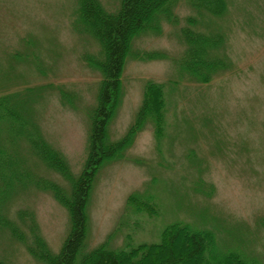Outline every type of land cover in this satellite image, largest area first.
Segmentation results:
<instances>
[{
    "label": "rangeland",
    "instance_id": "obj_1",
    "mask_svg": "<svg viewBox=\"0 0 264 264\" xmlns=\"http://www.w3.org/2000/svg\"><path fill=\"white\" fill-rule=\"evenodd\" d=\"M79 1L0 0V94L28 98L44 137L73 174L86 157L101 80L88 61L100 56V45L82 26ZM99 1L107 11L119 6V0ZM189 2L177 0V24L164 20L160 32L132 41L108 139L120 140L134 123L148 80L168 91L167 121L157 139L147 119L122 157L105 160L97 171L83 250L158 242L166 226L179 222L211 231L216 255L233 251L264 264V0H231L226 14L215 19L231 66L208 83L180 76L176 64L185 47L179 30L195 14ZM145 51L166 58H138ZM43 175L69 187L56 172ZM133 193L151 195L158 212H131ZM20 209L34 213L39 235L57 252L70 228L66 206L49 190L31 189L14 197L6 212L18 222ZM20 230L29 235V229ZM0 258L46 264L6 230H0Z\"/></svg>",
    "mask_w": 264,
    "mask_h": 264
},
{
    "label": "trees",
    "instance_id": "obj_2",
    "mask_svg": "<svg viewBox=\"0 0 264 264\" xmlns=\"http://www.w3.org/2000/svg\"><path fill=\"white\" fill-rule=\"evenodd\" d=\"M176 2L119 0L115 11H107L99 0L79 1L82 26L91 31L100 45V56L88 61L100 70L101 80L91 114L86 157L78 174H73L62 152L44 137L28 98L19 92L0 94V230H6L10 240H22L34 258L46 264H259L233 251L216 255L211 231L193 229L179 222L166 226L158 242L135 246L127 243L119 249L101 243L83 250L88 219L86 207L103 162L121 158L147 119L152 120L157 139L164 132L168 91L164 90L163 83L152 80L144 85L136 119L125 135L120 140L110 141L107 126L120 101L121 73L133 39L146 32H160L164 20L177 24ZM230 2L190 0L195 14L188 15L186 24L179 30L185 46L176 62L180 76L208 83L231 66L225 51V35L213 26L216 18L226 14ZM138 56L145 60L166 58L158 51H145ZM42 171L60 174L69 187L59 185ZM31 189L49 190L68 209L70 228L55 253L39 235L33 212L18 210V222L10 219L6 212L14 197ZM127 206L131 212H144L150 217L158 212L151 195L130 194ZM23 228L30 230L28 236L20 230ZM181 243L184 250H179ZM206 252H209L207 257ZM0 264L10 263L0 258Z\"/></svg>",
    "mask_w": 264,
    "mask_h": 264
}]
</instances>
